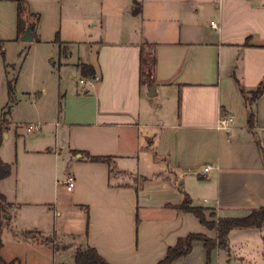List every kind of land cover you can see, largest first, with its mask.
<instances>
[{
    "label": "crops",
    "instance_id": "0c3cea01",
    "mask_svg": "<svg viewBox=\"0 0 264 264\" xmlns=\"http://www.w3.org/2000/svg\"><path fill=\"white\" fill-rule=\"evenodd\" d=\"M17 1L0 0V106L9 116H0V158L8 161L4 140L20 135L14 124L40 128L28 133H37L26 150L34 158L28 179L12 186L11 163L0 179V264H50L57 240L55 231L47 237L46 220L62 215L49 205L67 174L83 222L75 252L91 246L110 264H157L190 233L215 239V228L180 208L184 194L207 220L264 206V0H23V28ZM28 22L33 38L23 41ZM143 47L154 56L153 96L140 79ZM52 52L58 72L93 83L48 96L43 71ZM222 114L233 116L230 129L217 127ZM221 251L233 264H264V222L231 228ZM211 259L195 240L173 264Z\"/></svg>",
    "mask_w": 264,
    "mask_h": 264
},
{
    "label": "rangeland",
    "instance_id": "374dc122",
    "mask_svg": "<svg viewBox=\"0 0 264 264\" xmlns=\"http://www.w3.org/2000/svg\"><path fill=\"white\" fill-rule=\"evenodd\" d=\"M31 20H34V18H31ZM38 50H42V48H39ZM44 50V49H43ZM66 51L67 49H62V51ZM37 51V50H36ZM144 57L148 59V61H151V48H144L143 51ZM150 53V55H147ZM34 54V53H33ZM32 56L28 59V61L25 62L24 66L26 68H30L32 64H34L35 60ZM19 64H16V66ZM46 69L43 71L46 77H48V81H46L47 86V95L49 96L52 92V96L55 94V92H63L68 89L72 90L74 88H79L82 84L79 82V77L73 78L70 74H68L67 70L63 69L62 71H59L58 67V61L57 56L54 55V52L52 54H49L47 56V60L45 61ZM152 66L150 65V69ZM144 70L146 68L144 67ZM145 73V71H144ZM148 74H151V70ZM43 81H36L35 83L32 82V86L36 87L38 85L37 89L41 91ZM25 83H30L27 79H25ZM31 86V87H32ZM33 93H31V98H33ZM18 94V93H17ZM6 102V101H5ZM1 103V99H0ZM10 103V102H9ZM5 103H3L0 106V116L4 119V117L8 118L9 116H6L4 111H7L8 105L4 106ZM11 104V103H10ZM1 107L4 109L2 110ZM2 110V111H1ZM18 112V113H17ZM15 113L16 117L19 118V114H24V110H19ZM8 113V112H7ZM26 113V112H25ZM15 116L13 114L11 115V119L15 121ZM28 122H17L15 125L18 126V130L20 132V135L17 137H14L13 134L10 136V138H6L4 140L3 145V158L5 160H8L7 162L11 163L14 168V179L12 181V186H14L16 183L18 185H22V183L28 179L27 176V168L28 166L34 162V158L29 156L26 150H28L29 147L32 146V141L35 139V135H28L25 125ZM3 124H5L3 122ZM30 134V133H29ZM10 164V165H11ZM60 165L62 167V157H60ZM53 170V166L51 168V171ZM63 185V184H62ZM53 199L51 198V203L49 207H51V210L55 208L61 209L62 215L58 216L57 213L54 211L52 214L48 215L46 223L49 227V235L47 237L54 239V231L56 232V248L53 249L52 246L48 249L49 250V262L50 264H58L60 261H64L67 264H74V253H75V242L74 240L77 239V230L79 229V225H83V222L81 220H78V213L75 209L71 206L70 197L65 189V186L63 187L59 185L57 187V190H55V194L53 193ZM205 217L208 212H205ZM211 215V214H210ZM45 216V215H44ZM47 216V215H46ZM212 221H215V223L218 222V220L214 217ZM74 238V240H73ZM10 249V248H9ZM9 249H5V254L9 253ZM57 249V251H56ZM56 251L54 254H52L53 251ZM256 255V254H255ZM211 260L214 258V250L210 252ZM220 256L223 260L226 261V256L222 254V251H220ZM257 256V255H256ZM259 257V256H258ZM227 264H233V262H227ZM244 264V263H242Z\"/></svg>",
    "mask_w": 264,
    "mask_h": 264
},
{
    "label": "trees",
    "instance_id": "16d2710c",
    "mask_svg": "<svg viewBox=\"0 0 264 264\" xmlns=\"http://www.w3.org/2000/svg\"><path fill=\"white\" fill-rule=\"evenodd\" d=\"M18 25L19 28H23L24 22L20 17V14L26 8V3L23 0H18ZM36 19H39V14L34 15ZM33 27V22H32ZM143 49H141L140 56V76L141 82H146V77L150 72V65L154 64V56H152L151 52V61L149 62L146 57H144ZM147 55H150L148 53ZM144 67L146 70H144ZM152 68V67H151ZM81 71L83 75L92 76L94 73V69L91 65L82 64ZM145 71V73H144ZM8 92L9 94L12 92V87L10 81H8ZM262 85V83H261ZM261 85L257 87V89L253 92V96L258 95L261 92ZM253 112L250 113L249 121H252ZM1 144V138H0ZM93 160H108V157L104 156H88ZM11 170L10 163L3 161L0 158V179L9 175ZM0 201H4L3 195L0 193ZM180 208L186 211H190L194 213L200 221L209 228H215L217 231V240L220 248L226 247V238L229 230L233 227H260L264 222V206L253 209L248 215L244 217H229V218H221L218 219V222L207 220L204 214V208L198 206H192L191 201L186 194H184L183 202L180 205ZM195 240H201L207 249V252L210 253L215 247V240L210 239L202 234L198 233H190L184 237H180L177 239L175 245L170 246L166 250L165 256L158 261L157 264H173V261L181 256L187 255L191 251L192 242ZM2 246V241L0 239V248ZM74 260L76 264H110L107 260H105L95 248L91 246H86L84 248H79L75 252ZM0 261L3 260L0 257ZM10 264V263H5Z\"/></svg>",
    "mask_w": 264,
    "mask_h": 264
},
{
    "label": "built area",
    "instance_id": "2783aa9c",
    "mask_svg": "<svg viewBox=\"0 0 264 264\" xmlns=\"http://www.w3.org/2000/svg\"><path fill=\"white\" fill-rule=\"evenodd\" d=\"M210 25L214 29H219V26L215 23V21L211 20ZM93 77H91L89 80L85 81L84 78H79V82L81 84H89L91 85L93 83ZM233 123V116L229 114H222L217 123L218 128L222 129H230ZM40 128V123L39 122H31L27 123L25 125V129L27 133H34ZM210 169V166L204 167L203 171L207 172ZM63 185L65 186L66 190H71L74 184V177L71 174H67L64 181L62 182ZM215 240V247H214V258H213V264H227L225 260H223L220 256V251L221 248L218 245V240L217 237L214 239Z\"/></svg>",
    "mask_w": 264,
    "mask_h": 264
},
{
    "label": "water",
    "instance_id": "95a60500",
    "mask_svg": "<svg viewBox=\"0 0 264 264\" xmlns=\"http://www.w3.org/2000/svg\"><path fill=\"white\" fill-rule=\"evenodd\" d=\"M33 38L32 36V23L28 22L24 32L21 34L20 39L23 41H31ZM146 84H147V95L153 96L155 95V84L151 78V75L148 74L146 77Z\"/></svg>",
    "mask_w": 264,
    "mask_h": 264
}]
</instances>
